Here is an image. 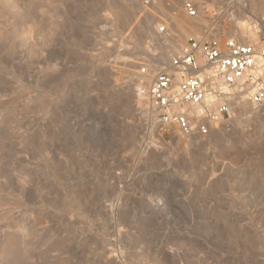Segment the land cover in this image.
I'll return each instance as SVG.
<instances>
[{
  "label": "rangeland",
  "instance_id": "374dc122",
  "mask_svg": "<svg viewBox=\"0 0 264 264\" xmlns=\"http://www.w3.org/2000/svg\"><path fill=\"white\" fill-rule=\"evenodd\" d=\"M185 1L0 0V264H264V106L184 137L146 102L189 37L258 42L264 0Z\"/></svg>",
  "mask_w": 264,
  "mask_h": 264
},
{
  "label": "built area",
  "instance_id": "2783aa9c",
  "mask_svg": "<svg viewBox=\"0 0 264 264\" xmlns=\"http://www.w3.org/2000/svg\"><path fill=\"white\" fill-rule=\"evenodd\" d=\"M184 7L190 16L198 14L193 0ZM146 102L150 118L184 137L225 127L237 103L264 106V33L258 42L189 37L169 67L154 73Z\"/></svg>",
  "mask_w": 264,
  "mask_h": 264
},
{
  "label": "bare ground",
  "instance_id": "6f19581e",
  "mask_svg": "<svg viewBox=\"0 0 264 264\" xmlns=\"http://www.w3.org/2000/svg\"><path fill=\"white\" fill-rule=\"evenodd\" d=\"M187 20V19H186ZM185 19L184 20H180V26H181V28H184L187 24H188V21H186ZM192 23V22H191ZM182 33V32H181ZM179 37H180V35H179ZM182 40V39H181ZM180 40V38H178V40L176 41V47H178L179 46V42L181 41ZM180 50V49H179ZM146 73V72H145ZM144 75H146V74H144ZM150 75V74H149ZM146 77V76H145Z\"/></svg>",
  "mask_w": 264,
  "mask_h": 264
}]
</instances>
